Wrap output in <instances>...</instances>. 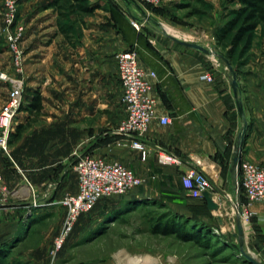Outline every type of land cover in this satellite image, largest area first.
I'll return each mask as SVG.
<instances>
[{
  "label": "crops",
  "instance_id": "obj_1",
  "mask_svg": "<svg viewBox=\"0 0 264 264\" xmlns=\"http://www.w3.org/2000/svg\"><path fill=\"white\" fill-rule=\"evenodd\" d=\"M112 2L116 7H108L109 14L103 12L102 7L95 10L96 20L87 23L92 27L83 30L77 43L74 38L68 41L60 33H51V42L41 51L39 64L45 65L36 68L42 78L40 94L43 109L39 114L47 112L48 116L43 117L47 123L34 127V136H24L18 145L21 171L31 188H23L20 193L26 199L21 203L22 220H0V248L13 243L11 250L23 247L9 258V262L122 264L121 251L117 250L106 251L108 256L100 262H76L74 255L64 256L66 245L53 259L50 256L53 241L50 239L57 226L43 234L41 242L29 241L33 227L40 219L48 220L56 214L58 223L62 225L65 211L59 206L60 196L66 190L70 194L77 192V181L70 185L67 171L74 153L120 161L144 181L142 186L122 197L99 201L90 213L79 218L74 233L80 228L90 230L102 222L108 228V224L116 222L132 208L131 204L151 199L164 202L177 215L193 216L191 210L201 209L206 202L203 198L186 195L181 179L189 169H196L209 178L213 186L211 194L217 204L220 198L230 197L234 192L228 171L242 121L237 115L227 72L212 57L182 47L164 35L165 38L152 36L144 31L142 22L132 16L137 9L136 0H132L129 6L121 0L120 3ZM133 20L141 27L135 29L131 24ZM258 31L256 33H264ZM62 39L63 43L66 42L63 46ZM260 43L264 44V34ZM126 51L137 53L138 65L146 75L155 73L153 78L147 76L151 85L149 95L156 103L155 118L144 136L137 139L146 150L145 156L129 145L130 139L113 134L125 117L115 56ZM263 51L264 48L255 62L250 63L251 74L243 78L237 74L247 122L241 161L260 167H264ZM204 76L211 80L204 79ZM64 97L66 102L62 105ZM31 115L23 109L17 120ZM160 118L168 119V123H160ZM161 151L179 162L158 164L157 155ZM6 178L4 174L3 179L8 180ZM58 183L60 189L54 191ZM242 205L250 213L247 230L244 229L245 245L264 263V203L247 205L243 198ZM3 209L7 208H1L0 212ZM209 213L214 214L212 211ZM28 217L36 221L19 235L21 224ZM210 225L215 228L214 224ZM101 236L103 232L93 239Z\"/></svg>",
  "mask_w": 264,
  "mask_h": 264
},
{
  "label": "rangeland",
  "instance_id": "obj_2",
  "mask_svg": "<svg viewBox=\"0 0 264 264\" xmlns=\"http://www.w3.org/2000/svg\"><path fill=\"white\" fill-rule=\"evenodd\" d=\"M49 1L0 0V111L15 86V81H22L23 83V104L27 100L26 96L31 95L30 90H37L39 93L42 90V78L40 79L36 70L37 67L45 65L39 64L41 51L51 42V33H59L56 26V14L52 9L46 8ZM112 1L120 3V0ZM112 1L88 0V3L102 7L103 12L109 14L108 7L110 9L116 7ZM135 3L146 15L150 16V20H144L137 9H134L132 16L141 20L143 30L150 35L165 38L162 30L165 31L163 27L168 26L176 32V35L172 34L174 37L193 41L205 48L225 54L224 49L216 47L213 32L228 20L226 18L228 11L236 7L230 0H162L158 5H143L138 1ZM194 10L197 13H194ZM94 12L89 15L76 16L75 14L71 16L76 43L83 30L92 27L91 24L87 23L96 20L97 14ZM153 22L159 23L161 27L154 25ZM141 25L138 24L140 27ZM258 30L264 31V26H259L256 29L250 51L247 54H240L238 50L231 60L232 67L236 69L238 76L242 78L251 74L249 65L251 62H255L256 58L259 57L257 55L264 48V44L261 45L260 43V38L264 33H256L259 32ZM6 33H21L17 46L20 51L17 63L15 54L5 42ZM63 41L64 39H62V46L66 43H63ZM254 50H257V54L253 52ZM221 65L224 71L227 72L224 64L221 63ZM20 69L21 71H19ZM63 101L62 105H65V97ZM59 108L61 109V107ZM44 116H48L46 111L43 114H32L30 117L20 120H17L16 116L10 125L5 149L0 147V210L1 208L8 209H3L0 212V220L3 218L22 220L20 215L21 203L25 202L26 199L22 198L21 194L23 188L30 189L31 186L30 182L25 181L24 173L21 171L18 160V145L26 136H34V127L46 125L47 122H45ZM18 130L19 136H16ZM67 168L69 184L75 185L76 178L72 171V164ZM4 174L7 176L6 179L12 181L10 184L5 183L8 180L3 179ZM16 177L20 180L17 181ZM56 189H60L59 183L54 191H57ZM66 192L69 191L66 190L61 194L59 202L68 194ZM154 200L164 206L161 207L151 203L152 199L150 201L145 200L147 202H139L140 204L134 203L130 205L131 209L117 218L116 222L108 224V228H106V223L102 222L99 226H92L90 230L80 228L75 233L73 232L72 237L70 236L71 239L69 238L70 240L68 239L65 244L64 256L67 258L74 255L76 262L80 263L100 262L102 258L108 256L106 251L117 250V252L121 251L122 264H247L240 256L237 240L233 236V233L236 232L235 225L232 222L236 203V196L233 191L230 197L219 199L218 211L214 212L213 215L204 212L202 208H196L195 211L194 209L191 210L198 219L208 220L204 222L209 223L210 229L206 228V225H203V227L206 228V232L210 233L212 238L209 246L205 248L192 242H180L173 236L151 235L149 233L150 224L160 215H168L170 214L169 211L172 212L167 204L157 199ZM57 217L58 215L55 214L51 219H40L33 227L29 241L31 243L37 240L41 242L43 234L52 231V229L54 230L57 226L59 231L58 229L55 230L50 239V241H53L62 227L58 223ZM218 217L222 219L220 225ZM35 221L36 219L30 220L29 217L26 221H23L19 235L23 234L28 226ZM195 224L201 225L202 223L190 220L188 225L193 226ZM210 224H214L215 228L213 229ZM102 232L103 236L93 239ZM21 248L23 247L19 246L16 250H11L9 258L16 255ZM246 248H248V245H246ZM253 254L261 260L259 255Z\"/></svg>",
  "mask_w": 264,
  "mask_h": 264
},
{
  "label": "built area",
  "instance_id": "obj_3",
  "mask_svg": "<svg viewBox=\"0 0 264 264\" xmlns=\"http://www.w3.org/2000/svg\"><path fill=\"white\" fill-rule=\"evenodd\" d=\"M145 5H158L162 0H137ZM132 26L138 29V23L131 21ZM21 33H6L5 42L15 54L16 63L20 57L18 41ZM117 75L122 87L121 104L125 117L114 129L113 134L123 139H130L129 145L145 156L144 146L137 141L144 136L150 122L155 118V100L150 97L151 85L147 76L155 77L154 72L148 75L138 65L135 51L118 53L115 56ZM21 71V69L19 70ZM206 80L210 77L204 76ZM22 81H15L9 97L0 111V147L5 149L6 137L10 125L20 112L23 105ZM160 123H168V119L160 118ZM160 165L178 163L179 160L169 153L161 151L157 155ZM72 171L77 181V192L66 194L60 201L65 211L62 227L54 238L50 256L56 258L59 251L65 246L67 240L82 215L90 213L95 205L103 200L122 197L129 191L144 184L142 178L137 176L122 162L108 161L89 155L73 154ZM182 187L190 198L202 199L204 192H212L213 186L209 178L196 169H189L182 176ZM239 188L247 205L255 202L264 203V167L241 161L239 165ZM250 213L241 206V219L247 222Z\"/></svg>",
  "mask_w": 264,
  "mask_h": 264
},
{
  "label": "trees",
  "instance_id": "obj_4",
  "mask_svg": "<svg viewBox=\"0 0 264 264\" xmlns=\"http://www.w3.org/2000/svg\"><path fill=\"white\" fill-rule=\"evenodd\" d=\"M230 2L235 4L236 7L228 11L226 15L228 20L214 30L213 38L216 47L225 50V54H220L232 63L231 60L238 50L240 54H247V52L250 51L256 29L259 26H264V0H230ZM46 8L52 9L56 14L58 32L65 40L70 41L75 37V29L71 16L75 14L76 16L89 15L98 7L89 4L88 0H50ZM193 12L197 13L195 10ZM234 71L237 75L236 69H234ZM27 96L26 98H28V101H26L24 106L22 105L20 111L24 109L28 111L29 114L38 115L43 109L40 93L38 91H33L31 95ZM16 136H19V130ZM241 201L243 202L242 194ZM140 203H142V201ZM151 203L160 205L161 207L164 206L162 203L160 204V202L158 203L155 200L151 201ZM201 208L204 212L209 213L206 206H202ZM169 213L168 215H160L150 224L149 233L151 235L163 237L173 236L180 242H192L202 248L209 246L212 236L205 230L206 228L210 229L209 223L206 224V222H202L193 215L188 217V219L202 224L191 226L188 225L190 220L185 218V216L177 215L170 211ZM203 225H206V228L203 227ZM12 246L13 245H11V247L4 246L0 248V264H19L9 262Z\"/></svg>",
  "mask_w": 264,
  "mask_h": 264
},
{
  "label": "water",
  "instance_id": "obj_5",
  "mask_svg": "<svg viewBox=\"0 0 264 264\" xmlns=\"http://www.w3.org/2000/svg\"><path fill=\"white\" fill-rule=\"evenodd\" d=\"M121 1L128 6L130 5V2H131L130 0H121ZM135 6L139 10L140 14L143 16L144 20H150L149 15H146L140 9V7L137 6L136 4ZM137 20L141 21L140 19H137ZM153 23L154 25L161 27L159 23H156V22H153ZM162 33L165 37H167L172 42L182 47L195 50L199 53H202L203 55L212 57L217 62L222 63L225 66V69L228 74L229 86L232 90L234 101H235L237 115L239 119L242 121V126L236 136V139L233 145V150H232V154L230 158V166H229V171H228L230 179H231L232 187L234 189L235 196H236L235 212H234L235 214H234V220H233L235 228H236V232L233 233V236L237 240L239 254L247 264H264L246 248L245 238H244L245 236L244 228H243V223L241 219L242 202H241V193H240V188H239V165L241 162V149H242V143H243V140L246 134L247 122L244 117L243 105H242V100L240 97V88H239L238 79L234 71V68L232 67L230 61L226 57H224L222 54L216 51L205 48L204 46L197 44L193 41H188V40L180 39L172 35H169L164 30H162ZM202 198L206 202V207L209 211H212V212L218 211L219 206L214 201L212 194L210 192H204L202 194ZM218 222L219 224H222L221 217H218Z\"/></svg>",
  "mask_w": 264,
  "mask_h": 264
},
{
  "label": "bare ground",
  "instance_id": "obj_6",
  "mask_svg": "<svg viewBox=\"0 0 264 264\" xmlns=\"http://www.w3.org/2000/svg\"><path fill=\"white\" fill-rule=\"evenodd\" d=\"M163 28L165 29V32H166V33H169V34H171V35H172V34H173V35H176V32H174L170 27H168V26H164ZM179 38H180V37H179ZM242 223H243V227H244V229L247 230V224H246V222L242 220Z\"/></svg>",
  "mask_w": 264,
  "mask_h": 264
}]
</instances>
